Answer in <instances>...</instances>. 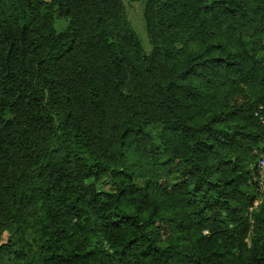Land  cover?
Instances as JSON below:
<instances>
[{"label":"trees","instance_id":"obj_1","mask_svg":"<svg viewBox=\"0 0 264 264\" xmlns=\"http://www.w3.org/2000/svg\"><path fill=\"white\" fill-rule=\"evenodd\" d=\"M144 17L0 0V264H264V0Z\"/></svg>","mask_w":264,"mask_h":264},{"label":"rangeland","instance_id":"obj_2","mask_svg":"<svg viewBox=\"0 0 264 264\" xmlns=\"http://www.w3.org/2000/svg\"><path fill=\"white\" fill-rule=\"evenodd\" d=\"M127 18L134 29V31L137 33L138 37L140 38L145 53L149 54L152 46L149 42L147 30H146V24H145V6H146V0H142L139 2H131V0H123ZM67 22L65 20H57L56 22V30L60 31L65 28ZM264 199V197L258 198L254 204L253 207H257L261 201ZM7 238V235L5 234L3 236V241H5Z\"/></svg>","mask_w":264,"mask_h":264},{"label":"built area","instance_id":"obj_3","mask_svg":"<svg viewBox=\"0 0 264 264\" xmlns=\"http://www.w3.org/2000/svg\"><path fill=\"white\" fill-rule=\"evenodd\" d=\"M260 120L264 122V117H260ZM252 181L256 183L261 192H264V151L258 158L257 164L253 171Z\"/></svg>","mask_w":264,"mask_h":264}]
</instances>
